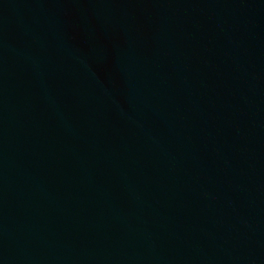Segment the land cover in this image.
Listing matches in <instances>:
<instances>
[{
  "label": "water",
  "instance_id": "water-1",
  "mask_svg": "<svg viewBox=\"0 0 264 264\" xmlns=\"http://www.w3.org/2000/svg\"><path fill=\"white\" fill-rule=\"evenodd\" d=\"M0 264H264V0H0Z\"/></svg>",
  "mask_w": 264,
  "mask_h": 264
}]
</instances>
